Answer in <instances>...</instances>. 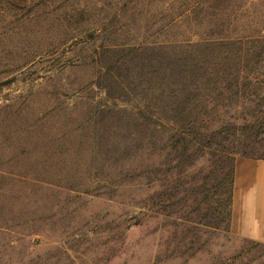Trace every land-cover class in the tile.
Wrapping results in <instances>:
<instances>
[{
    "label": "rangeland",
    "instance_id": "374dc122",
    "mask_svg": "<svg viewBox=\"0 0 264 264\" xmlns=\"http://www.w3.org/2000/svg\"><path fill=\"white\" fill-rule=\"evenodd\" d=\"M214 1L0 0V264H264L223 161L264 138V81L173 84V59L264 71V0ZM244 35L187 67L188 41Z\"/></svg>",
    "mask_w": 264,
    "mask_h": 264
},
{
    "label": "trees",
    "instance_id": "16d2710c",
    "mask_svg": "<svg viewBox=\"0 0 264 264\" xmlns=\"http://www.w3.org/2000/svg\"><path fill=\"white\" fill-rule=\"evenodd\" d=\"M218 0H215L213 5H210L208 7L209 11L207 12H211V14L213 15V17L215 19H217V11L215 9V6L218 5L217 4ZM228 2V0H219V6L221 5H226ZM196 5H200L198 2H196ZM196 5L192 4L189 9L185 12V14L187 16H191V15H195L194 12L197 11ZM203 9H200L198 12L202 11ZM181 16V15H180ZM176 20H178V18H176ZM175 21V20H174ZM215 22V21H214ZM211 23L209 25V30L211 32V35L215 34L216 32H223V27H229V25H226L222 22L219 21V19L217 20L216 23ZM218 41H212V40H208V38H204V39H199L198 41H188L187 42V46L186 48L190 49L187 50V52L189 53L188 55V59L190 58V62L189 65H187L188 68L192 67V63L195 60V56H200V57H205L204 54L202 53L201 48H199L201 45H207L204 46V51H220L221 53H225L227 51L228 54H233L236 55L238 52L239 54H241L242 51H244V47L240 46L244 43H251V44H256L257 41L255 40V38H251L249 35H244V36H237V37H218L217 38ZM210 42V43H208ZM208 43V44H207ZM164 49H166V47H164ZM231 54V55H232ZM177 57V56H176ZM174 63V68L172 69L175 78H174V82L173 84L176 85L178 83L183 84L185 83L187 84H191L192 83V77H202V78H206L209 81H229L235 84H240L242 83L245 87V89H247L248 86H250L253 82L256 83H260L264 81V71L262 72H254L252 70H245L242 69V67H235V69L233 68H217V69H212V70H204L203 72H198L196 74H192L194 71H188L187 69H183L181 68L182 65V61L183 60H177V59H173L172 60ZM171 60L167 63L169 66L172 62ZM195 67V66H193ZM192 69V68H190ZM156 71V69L154 70ZM165 81V79H163V82ZM172 83V82H171ZM239 129V128H237ZM246 129H248V125L242 126L241 127V131L245 132ZM262 133V132H261ZM216 133H214L213 135H215ZM248 137V136H247ZM255 145H259L261 147H264V138L261 139H254V140H250L249 142L246 143H240V145L238 147H235L234 149H232L231 151L228 152V154L225 156V159H223V161H234L233 164V168L231 169V177H229V184H231V191L229 194V203H230V209H229V231H230V220H231V205H232V191H233V184H234V178H235V162H236V158H235V154L237 153H241V152H246L248 150V148H254ZM251 146V147H250ZM252 150V149H251ZM245 155V154H244ZM258 159H264L262 157H258Z\"/></svg>",
    "mask_w": 264,
    "mask_h": 264
},
{
    "label": "crops",
    "instance_id": "0c3cea01",
    "mask_svg": "<svg viewBox=\"0 0 264 264\" xmlns=\"http://www.w3.org/2000/svg\"><path fill=\"white\" fill-rule=\"evenodd\" d=\"M230 232L264 243V159L236 158Z\"/></svg>",
    "mask_w": 264,
    "mask_h": 264
}]
</instances>
